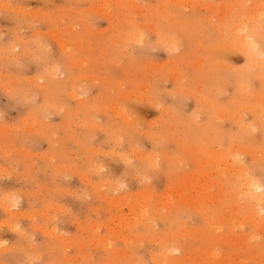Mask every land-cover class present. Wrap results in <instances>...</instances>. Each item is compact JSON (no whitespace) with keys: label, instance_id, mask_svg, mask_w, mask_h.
Instances as JSON below:
<instances>
[{"label":"rangeland","instance_id":"obj_1","mask_svg":"<svg viewBox=\"0 0 264 264\" xmlns=\"http://www.w3.org/2000/svg\"><path fill=\"white\" fill-rule=\"evenodd\" d=\"M130 1L0 0V264H264V0Z\"/></svg>","mask_w":264,"mask_h":264},{"label":"bare ground","instance_id":"obj_2","mask_svg":"<svg viewBox=\"0 0 264 264\" xmlns=\"http://www.w3.org/2000/svg\"><path fill=\"white\" fill-rule=\"evenodd\" d=\"M133 1V0H132ZM132 1H130V3L132 2ZM258 1V0H257ZM134 2H132V4H133ZM244 6V5H243ZM256 7H258L259 8V6H256ZM258 8H257V10H258ZM242 9V8H241ZM248 9V8H247ZM254 9H255V7H254ZM253 8H252V10H254ZM245 10V9H244ZM243 10V11H244ZM249 10V9H248ZM256 11V9L254 10V12ZM105 12V11H104ZM253 12V11H252ZM260 12H261V10H260ZM263 12V11H262ZM264 13V12H263ZM264 15V14H263ZM181 16V15H180ZM252 16H253V20H254V24L253 25H251V27H249L246 23H245V20L243 19V20H241L240 22H239V24H237L236 26H234L233 27V30H232V32L230 33V31H229V33H230V37L232 38V42H229V40H228V42L229 43H224L222 46L224 47V46H227V47H225V48H229V47H232L234 50H237V52L239 51V52H241L242 53V56L244 55L245 57H246V59L249 61V63L252 65V64H255L257 67H258V70H260L261 72H262V74L264 73V21H260V18H259V16L260 15H256V13H254V14H252ZM262 16V15H261ZM233 17V16H232ZM262 17H264V16H262ZM240 18V17H239ZM194 21H196L195 19H193ZM238 20V19H237ZM229 23V22H228ZM178 24V23H177ZM187 24V23H186ZM223 24V23H222ZM233 25V24H232ZM227 26V25H226ZM136 30L137 29H135L134 31H135V33H133L132 34V37H133V39H134V41L136 42V43H143V39H144V36L145 35H143V34H145V33H141V32H139L138 30H137V32H136ZM162 32V31H161ZM194 32V31H193ZM190 34V33H189ZM196 34V33H195ZM192 36V35H191ZM229 38V37H228ZM226 39V38H225ZM222 40V39H221ZM231 41V40H230ZM218 45V44H217ZM149 46V45H148ZM177 47V46H176ZM175 47V48H176ZM213 47V46H212ZM221 47V46H220ZM232 48H230V49H232ZM229 49V50H230ZM250 65V66H251ZM253 66V65H252ZM249 69V68H248ZM253 69V68H252ZM257 70V71H258ZM247 71V70H246ZM256 72V71H255ZM255 75H259V74H254L253 73V71L251 72H246V73H244V77H243V79L244 78H247V79H249L251 76H253V78L252 79H254V77H255ZM261 75L259 76V79L261 80ZM240 78V77H239ZM250 78V80H252ZM236 79V78H235ZM234 79V80H235ZM258 79V80H259ZM264 79V78H263ZM263 79H262V81H263ZM256 80H257V78H256ZM245 82V81H244ZM244 82H242V84H244ZM251 82H253V81H251ZM261 82V81H260ZM264 82V81H263ZM249 83V82H248ZM240 84V83H239ZM250 84V83H249ZM260 84H262V83H260ZM263 86V85H262ZM242 87V86H241ZM249 87V86H248ZM251 93V92H250ZM254 94V93H253ZM254 96H256L255 94H254ZM253 98V97H252ZM260 102L258 101V104H259ZM247 104V103H246ZM245 104V105H246ZM257 104V101H256V103H255V105ZM261 104V103H260ZM257 106V105H256ZM261 106V105H260ZM264 106V105H263ZM249 108V107H248ZM245 109V108H244ZM247 109V108H246ZM248 110V109H247ZM254 115H255V113H254ZM256 116V115H255ZM224 117V116H223ZM221 118V117H220ZM216 119V118H215ZM224 119V118H223ZM262 121V120H261ZM263 122V121H262ZM238 123H240V122H238ZM196 124V123H195ZM260 124V123H259ZM262 124V123H261ZM246 125V124H245ZM243 125H241V127H242ZM239 129H241V128H239ZM242 130V129H241ZM244 133V132H243ZM246 134V133H245ZM247 134H248V132H247ZM246 134V135H247ZM263 134V133H262ZM253 135V134H252ZM221 136V135H220ZM248 136H250V135H248ZM238 138V140H239V137H237ZM243 139V138H242ZM245 139V138H244ZM243 139V140H244ZM251 139V138H250ZM232 140V139H231ZM230 141V140H229ZM264 141V140H263ZM217 142H218V140H217ZM218 146V145H217ZM216 149H213V151H215ZM234 153V152H233ZM218 154V153H217ZM230 154H232V152L230 153ZM235 154V153H234ZM233 154V155H234ZM219 155V154H218ZM225 155V154H224ZM257 155V154H256ZM222 156V155H221ZM221 156H219L220 157V159H221ZM226 156V155H225ZM230 156V155H229ZM254 156V155H253ZM215 157H217V155L215 154ZM224 157V156H223ZM233 157V156H232ZM231 157V158H232ZM256 156H254V158H255ZM225 158V157H224ZM227 158V157H226ZM230 158V160H232ZM233 158H235V156L233 157ZM226 160V159H225ZM233 160H235V159H233ZM238 161V160H237ZM223 162V161H222ZM232 162V161H231ZM230 162V163H231ZM226 163V162H225ZM224 163V164H225ZM230 163H229V166H226L227 165V163H226V165H224V166H226V167H228V168H230V166L232 167H234V161L231 163L232 165H230ZM236 163V162H235ZM157 164V163H156ZM238 164V163H237ZM155 165V164H154ZM232 167V168H233ZM237 167V166H236ZM239 168H242V170H244L245 171V169L241 166H238ZM237 167V168H238ZM247 167V166H246ZM237 168H233V170L235 169H237ZM232 170V169H231ZM230 169L228 170V169H226V171H231ZM252 170H253V168H252ZM243 172V171H242ZM248 172V171H247ZM232 173H233V171H232ZM237 174L238 173V170H237V172H235L234 171V174ZM256 173V172H255ZM234 174H233V176H234ZM235 174V175H236ZM240 174V173H239ZM252 174V173H251ZM253 174H254V172H253ZM252 174V175H253ZM245 175H248V174H246L245 172H244V174L243 175H240L239 177H240V180H239V182H238V184L237 183H234L235 185H236V187H235V185H234V187L236 188L235 189V191H232L233 192V194H232V198H233V200H232V202L233 201H236L237 203V205L239 206V207H242V208H244V210L246 211V212H248L247 214H249L248 216H249V218L251 219V220H253V223H252V221H251V224H257L258 226H264V215L262 216V212H263V209H264V185H262L259 181H256L257 180V178H255V180H254V178L253 179H250V178H248L247 176H245ZM250 175V174H249ZM255 175V174H254ZM264 177V176H263ZM259 178V177H258ZM235 180V179H234ZM237 180V179H236ZM263 180V179H262ZM261 180V181H262ZM264 181V180H263ZM236 182V181H235ZM264 183V182H263ZM231 184V183H230ZM232 186H230V188H231ZM221 189H223V188H221ZM220 189V191H222ZM232 189V188H231ZM228 192V191H227ZM100 194V193H99ZM227 194V193H226ZM176 195V194H175ZM210 195V194H209ZM220 195H222V194H220ZM227 196H228V194H227ZM229 196H231V195H229ZM205 197H206V195H205ZM208 197V196H207ZM212 197V196H211ZM209 198H210V196L208 197V200H209ZM206 199V198H205ZM211 199V198H210ZM229 199V198H228ZM212 201V200H211ZM213 202V201H212ZM233 203H235V202H233ZM235 204V205H236ZM146 208V207H145ZM238 208V207H237ZM147 209V208H146ZM145 209V210H146ZM4 212H6V213H10V209H9V207H4ZM12 214V213H11ZM246 216V215H245ZM247 216V217H248ZM247 219V218H246ZM249 219V220H250ZM248 220V222H250ZM228 221V220H227ZM244 221V220H243ZM245 222V221H244ZM226 223V222H225ZM231 223V222H230ZM260 227V228H261ZM264 228V227H263ZM262 230H264V229H262ZM47 232V231H46ZM49 233H50V231H49ZM45 234H48V232L47 233H45ZM54 234V233H53ZM263 234H264V232H263ZM51 236V235H50ZM129 240V239H128ZM182 250V249H181ZM173 250H171L170 252H172ZM176 251H178V248H177V250ZM169 252V253H170ZM170 255V254H169ZM170 257H172V256H170Z\"/></svg>","mask_w":264,"mask_h":264}]
</instances>
